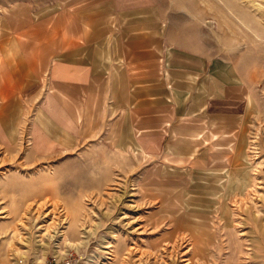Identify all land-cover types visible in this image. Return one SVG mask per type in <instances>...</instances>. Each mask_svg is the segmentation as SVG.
Wrapping results in <instances>:
<instances>
[{
	"label": "rangeland",
	"instance_id": "374dc122",
	"mask_svg": "<svg viewBox=\"0 0 264 264\" xmlns=\"http://www.w3.org/2000/svg\"><path fill=\"white\" fill-rule=\"evenodd\" d=\"M154 1L244 100L233 159L177 170L136 138L63 133L41 149L28 95L0 133V264H264V0Z\"/></svg>",
	"mask_w": 264,
	"mask_h": 264
},
{
	"label": "crops",
	"instance_id": "0c3cea01",
	"mask_svg": "<svg viewBox=\"0 0 264 264\" xmlns=\"http://www.w3.org/2000/svg\"><path fill=\"white\" fill-rule=\"evenodd\" d=\"M159 6L0 0V133L22 98L43 95L37 144L50 147L61 133L136 138L146 156L160 161L167 152L177 170L226 165L241 138L244 100L216 60L182 46L170 10Z\"/></svg>",
	"mask_w": 264,
	"mask_h": 264
},
{
	"label": "built area",
	"instance_id": "2783aa9c",
	"mask_svg": "<svg viewBox=\"0 0 264 264\" xmlns=\"http://www.w3.org/2000/svg\"><path fill=\"white\" fill-rule=\"evenodd\" d=\"M80 259L76 258L73 253H70L61 264H79ZM29 264H59L56 259L48 260V261H39L36 263H29Z\"/></svg>",
	"mask_w": 264,
	"mask_h": 264
}]
</instances>
